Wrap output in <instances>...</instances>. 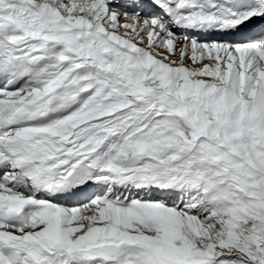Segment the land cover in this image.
<instances>
[{
  "label": "snow or ice",
  "instance_id": "6c2138e0",
  "mask_svg": "<svg viewBox=\"0 0 264 264\" xmlns=\"http://www.w3.org/2000/svg\"><path fill=\"white\" fill-rule=\"evenodd\" d=\"M0 264H264V0H0Z\"/></svg>",
  "mask_w": 264,
  "mask_h": 264
}]
</instances>
